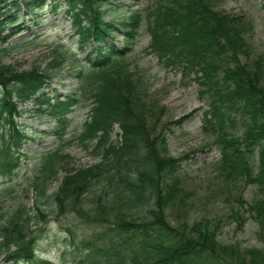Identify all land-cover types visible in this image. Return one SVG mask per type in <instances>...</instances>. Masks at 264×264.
<instances>
[{"label": "trees", "instance_id": "16d2710c", "mask_svg": "<svg viewBox=\"0 0 264 264\" xmlns=\"http://www.w3.org/2000/svg\"><path fill=\"white\" fill-rule=\"evenodd\" d=\"M105 1L0 0L1 41L7 40L5 27L22 20L18 17L22 8L35 14L49 5L53 10L67 6L78 26L81 46L96 43L95 54H87V67L79 72L80 93L65 100L45 90L50 75L39 66L20 69L0 59V124L10 131L9 139L0 142V174L11 175L20 165L19 147L26 137L15 123L19 103L31 101L53 109L62 140L68 126L64 115L71 106L92 98L94 114L84 124L79 140L85 144L97 138L92 151L101 155L100 161L84 168L70 167L60 153L66 142L62 141L42 160L35 185L39 196L47 195L48 181L56 176V163H61L63 179L57 190L47 195L58 213L75 211L87 222L110 223L117 233L133 238L136 250L117 254L127 264H264V247L220 242V220L203 217L187 223L191 203L176 173L179 159L169 155L166 138L157 131L162 108L155 100L143 99L141 77L127 62L129 46L118 48L112 41L115 32L124 31L127 44L131 42L140 25V11H131L127 20L118 22L120 28L101 19L100 7ZM171 2L177 8L165 7L164 12H158L163 14V23L152 25L151 48L169 61L167 64L183 63L185 69L200 73L197 80L209 105L203 128L217 135L221 152L217 176L222 184L218 192L225 195L226 202L233 201L229 217L237 227H243L242 210L246 211L264 238V62L249 57L247 37L252 23L243 15L222 13L213 7L212 0ZM83 19L87 23L81 25ZM114 122L122 131L119 144L108 142ZM236 124L241 127L239 134L231 132ZM254 151L256 171L250 161ZM241 182L256 185L257 196L252 202L243 199ZM98 184H102L100 188ZM37 208V216H44ZM30 219L18 207L0 223L6 259L52 264L35 257L37 238L29 234ZM11 245L15 246L12 251ZM114 247L108 248L109 254H115ZM99 251L94 247L91 255Z\"/></svg>", "mask_w": 264, "mask_h": 264}, {"label": "rangeland", "instance_id": "374dc122", "mask_svg": "<svg viewBox=\"0 0 264 264\" xmlns=\"http://www.w3.org/2000/svg\"><path fill=\"white\" fill-rule=\"evenodd\" d=\"M212 1L213 7L217 10L226 14L243 15L252 23L253 29L247 37L251 44L249 57L260 58L264 62V0ZM165 7L177 8L176 3L171 0H107L100 11L104 13L103 20L114 22L125 19L130 10L138 9L142 13L140 28L130 46L128 60L143 77L145 87L143 99L157 100L159 105L163 106L164 115L161 117L157 131L163 129L169 154L180 159L177 174L182 180L183 188L189 194L188 200L191 203L187 213V223L203 217L214 221L220 220L217 235L220 242L238 243L241 247L262 249L264 238L259 236L256 220L242 210L245 221L243 227L238 228L236 221L229 217L230 204L233 201L226 202L225 195H220L218 192V186L222 183L216 169V161L220 158L219 148L215 144L217 135L206 133L203 129V114L208 106L201 97L195 73L183 69L180 63L176 67L166 65L148 47L149 28L156 22L163 23L161 20L163 14L159 15L158 12H164ZM64 10L53 13L46 9V14L24 18L21 24L23 30L12 38L14 32L11 28H7L5 33L10 36V41L7 42L9 51L2 55V61L23 69L39 65L50 73L48 83L51 89L61 94H68L78 87V70L82 59L92 46L84 45V49L80 48V35ZM34 19L40 23L33 25ZM113 41L121 47L125 43L123 34L116 32ZM4 45L6 44L0 42V47ZM84 105L77 107L68 115L71 125L65 137L74 140L65 145V153L74 167H84L99 159L90 151L91 146L84 147L77 139L89 113V107ZM20 109L17 124L20 129L25 130L28 138L23 140L20 148L24 156L17 175L7 182H5L6 178H0V200L3 201L0 212H3L4 218L21 205L26 210H30V213L33 212L35 193L31 187L32 179L38 170L42 155L58 145L57 138L51 131L55 127V121L50 115H42L32 102L21 105ZM231 130L239 134L241 129L236 124L235 129ZM1 135L6 139L9 138L8 129L4 126H0ZM117 139H119V128L115 125L111 140ZM255 157L254 155L250 160L254 171L257 168ZM59 174L61 179L62 170ZM58 184L59 181H54L48 193L55 190ZM240 185H243L242 182ZM7 187L8 190L12 188L13 191L6 190L3 194ZM242 191L243 199L248 202L257 196L254 184L245 185ZM38 201L35 200L37 203ZM38 205L46 213V218L38 222L33 220L34 224L31 225L32 233L39 236L36 253L55 264H78L82 259L87 260L91 248L83 246V240H89L98 246L111 242L120 243L126 250H136L133 238L125 234H116L106 226L83 223L73 213L57 216L56 208L51 198L47 196L40 198ZM4 255L0 251V264H12L5 261Z\"/></svg>", "mask_w": 264, "mask_h": 264}]
</instances>
